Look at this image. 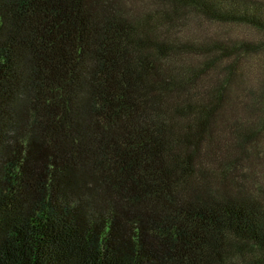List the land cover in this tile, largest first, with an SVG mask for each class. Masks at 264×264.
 <instances>
[{
	"label": "trees",
	"instance_id": "1",
	"mask_svg": "<svg viewBox=\"0 0 264 264\" xmlns=\"http://www.w3.org/2000/svg\"><path fill=\"white\" fill-rule=\"evenodd\" d=\"M156 1L0 0V264H264L215 135L264 129V36L172 34L185 7L264 35V0Z\"/></svg>",
	"mask_w": 264,
	"mask_h": 264
},
{
	"label": "rangeland",
	"instance_id": "2",
	"mask_svg": "<svg viewBox=\"0 0 264 264\" xmlns=\"http://www.w3.org/2000/svg\"><path fill=\"white\" fill-rule=\"evenodd\" d=\"M130 3L134 7L140 8V10L164 6L162 2L156 0H130ZM177 13L181 15V21L172 29V34L175 37L205 40V38L211 36H219L221 38L231 37L258 40L264 36L262 33L244 24L222 23L209 20L190 8L178 7ZM243 61L246 64V83L257 84L261 82L264 79V51L248 55ZM215 135L217 140L223 142L225 147L230 150L227 159L220 168H224L226 174L231 178L233 177L238 182L237 185H240L248 193L264 197V129L250 142H247L245 152H240L237 148L233 147L235 138L229 135L226 125H219L215 131ZM214 163H210V167L214 169V172L219 171L217 170L219 166H215ZM233 261V264H239L244 262V258L234 256Z\"/></svg>",
	"mask_w": 264,
	"mask_h": 264
}]
</instances>
